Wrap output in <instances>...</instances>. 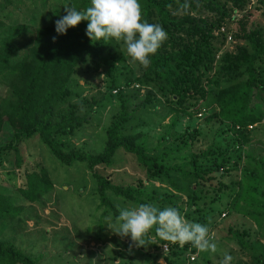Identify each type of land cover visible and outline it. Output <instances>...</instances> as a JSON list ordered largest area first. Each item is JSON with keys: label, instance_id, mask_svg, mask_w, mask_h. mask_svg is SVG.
Instances as JSON below:
<instances>
[{"label": "trees", "instance_id": "obj_1", "mask_svg": "<svg viewBox=\"0 0 264 264\" xmlns=\"http://www.w3.org/2000/svg\"><path fill=\"white\" fill-rule=\"evenodd\" d=\"M64 1L65 5L79 10L90 4V0ZM256 1L264 6L263 0ZM249 2L139 0L141 18L162 26L167 39L150 57L147 68L139 65L140 75L136 81L151 83L155 88L167 108L168 131L155 145L146 131H130L135 111L128 110V101L123 100L121 111L104 130L103 148L96 153L86 152L71 141L98 104L94 98L81 97L74 92L76 76L79 71L97 73L100 70L108 89L116 90L122 83L119 66L124 60L112 53L109 40L94 41L85 35L87 21L69 27L62 35L36 16L21 22L1 21L0 81L8 92L6 96L0 95V129L7 121L12 131L0 143V166L4 157L12 153L20 167L22 145L37 142L63 165L83 164L95 183L99 207L114 218L119 208L108 194L135 206L150 203L160 208L171 203L160 193V188L148 189L142 180L121 184L113 174L98 170L112 169V157L122 149L134 156L147 182L158 181L180 193L185 192L186 187L179 182L191 183L183 201L186 207L180 209L189 222L204 224L211 233L221 214L233 213L244 199L252 206L248 212L264 228L260 220L264 218V207L254 206H261L256 203V196L260 184L264 183V157L254 158L243 150L250 143L249 126L260 122L264 116V36L262 28L249 23L252 8L248 7ZM235 22L236 30L231 31L228 27ZM221 27H225V32L220 31ZM228 35L236 41L233 50L225 47ZM123 79L127 87L131 80ZM117 96L121 99L120 92ZM156 96L150 92L146 103L157 101ZM202 110L209 111L207 121L214 120L217 124L214 139L205 150L196 152L192 150L196 130L184 131L178 136L172 132L180 115L193 117ZM173 138H178V142L167 144ZM240 149L244 154L241 166L242 154L232 162V152ZM232 172L238 179L230 178ZM52 188L47 171L40 168L38 172H25V183L19 192L22 200L29 204ZM24 206L0 191V224H9ZM172 207L179 209L175 204ZM248 232L232 227L227 230L241 252H252L254 264H264V233L260 234L263 241L253 245ZM142 239L148 240L157 254L165 242L169 243L168 250L174 249V252L177 247L184 251L192 246L161 239L155 228ZM162 259L164 264H169L166 258ZM0 264L37 262L13 242L0 237Z\"/></svg>", "mask_w": 264, "mask_h": 264}, {"label": "rangeland", "instance_id": "obj_2", "mask_svg": "<svg viewBox=\"0 0 264 264\" xmlns=\"http://www.w3.org/2000/svg\"><path fill=\"white\" fill-rule=\"evenodd\" d=\"M67 6L69 5H65L64 0H0V23L1 21L21 22L24 18L36 16L38 20L43 18L47 24L54 26L53 21L66 14ZM251 6L249 23L252 22L254 26L262 28L264 36V6L256 0ZM240 17L239 14L237 18ZM236 27L237 22L232 23L228 28L235 31ZM109 43L112 53L124 60V63L119 66L122 71V83L119 89L109 90L107 81L100 70L97 73L78 72L74 92L81 97H92L98 101V104L87 117L86 123L72 136L71 141L76 147L86 152L101 151L105 140L104 130L113 116L121 111L122 101L125 100L128 101L127 109L135 111L133 119L130 120L129 130L146 131L151 143L155 145L158 138L168 131L167 108L162 105L151 83L142 84L136 81L140 75V66L127 56L123 42L109 39ZM235 43L233 39L227 40L226 49L233 50ZM125 77L131 80L127 87L124 85ZM7 92L4 83L0 81V95L6 96ZM117 92L121 93V99L118 98ZM150 92L152 95H157V101L147 104L146 99ZM208 114L209 111L202 110L193 117L180 115L173 128L174 131L171 132L178 136L184 131L196 130L192 150L196 152L205 150L214 139L217 124L214 120L210 122L206 120ZM248 129L251 130L250 143L243 147V150L245 153H251L254 158L264 157V116L260 122ZM11 131L9 122L5 121L0 129V143L9 137ZM176 142L178 138H173L169 139L167 144ZM21 152L20 167L16 165L12 153L4 157L3 165L0 166V191L12 197L18 204L25 205L9 224H0V237L13 242L37 264H116L115 260L118 261L117 264H164V261L162 263L159 261L163 260L162 257L166 258L169 264H220L225 252L233 257L232 264H254L251 258L252 252H241L235 240L227 233L228 228L232 227L249 231L248 235L252 237L253 245L263 241L260 234L264 233V228L260 227L259 220L248 212L249 207L252 206L247 205L244 199L240 200L233 213H225V216L221 214L216 223L217 227L212 229L210 234L217 245L216 252L197 250L195 260L188 261L187 257L192 253L190 251L196 250L195 247L189 249L193 246L184 251L177 247L174 252V249L163 250L161 245L157 254L154 253L156 250L152 248L148 240H144L148 243L144 244L141 250L138 247L139 244L135 241L132 243L130 237H128L129 248L128 244H125L127 238L119 235L116 237L107 225L111 224L115 218L109 211L99 207L100 199L94 192L95 183L83 164L63 165L46 147L37 142L23 144ZM239 154H242L241 166L244 158L241 149L239 152H232V162L237 160ZM249 166L255 165L249 164ZM112 167V169L99 168L98 170L103 174H113L115 180L121 184L128 185L129 182L135 184L142 180L148 189L160 188V193L171 200L170 205L163 204L161 209L172 207L173 204L179 208V211L181 208L185 209L183 201L192 186L191 183L179 182L180 186L186 187V191L180 193L167 184H161L158 181L147 182L134 156L125 153L122 149H118L113 155ZM40 168L47 171L53 188L35 202L27 204L22 200L19 188L25 183L26 171L38 172ZM232 174L230 178L238 179L239 176L236 177L235 172ZM108 196L118 208L135 206L112 194ZM256 203L261 206L256 204L254 206L264 207V183L259 186ZM180 212L183 214V211ZM260 220L263 225L264 218L260 217ZM150 236H148L149 239H151ZM118 238L120 242L117 243Z\"/></svg>", "mask_w": 264, "mask_h": 264}, {"label": "clouds", "instance_id": "obj_3", "mask_svg": "<svg viewBox=\"0 0 264 264\" xmlns=\"http://www.w3.org/2000/svg\"><path fill=\"white\" fill-rule=\"evenodd\" d=\"M65 15L53 21L57 34L87 21L85 35L96 41H122L131 61L147 68L150 57L157 53L167 33L159 24L141 18L139 0H90L82 10L65 7ZM108 227L119 236H128L143 245L142 237L155 228L164 240L184 245L190 243L199 252L215 253L217 245L206 225L189 222L175 207L158 208L150 203L118 209V215ZM233 257L225 252L220 264H232Z\"/></svg>", "mask_w": 264, "mask_h": 264}, {"label": "built area", "instance_id": "obj_4", "mask_svg": "<svg viewBox=\"0 0 264 264\" xmlns=\"http://www.w3.org/2000/svg\"><path fill=\"white\" fill-rule=\"evenodd\" d=\"M249 1H250V2H249L248 7L251 8V7H252L251 5L255 2V0H249ZM220 31H221V32H225V27H221V28H220ZM230 39H231V36L228 35V36H227V40H230ZM249 128H251V126H249ZM222 215H224V214H222ZM211 235H212V234H211ZM162 249H163V250H168V249H169V243H168V242L163 243V244H162ZM196 256H197V249H196L194 252L190 253V254L188 255V258H189L190 261H193V260L196 258Z\"/></svg>", "mask_w": 264, "mask_h": 264}, {"label": "crops", "instance_id": "obj_5", "mask_svg": "<svg viewBox=\"0 0 264 264\" xmlns=\"http://www.w3.org/2000/svg\"><path fill=\"white\" fill-rule=\"evenodd\" d=\"M116 237L118 236L117 234L115 235ZM152 237V236H151ZM123 238V237H122ZM125 238H127V240H125V244L128 246V248L130 247V242H129V238L128 237H125ZM118 242H120V238H118L117 239V243ZM116 243V244H117ZM132 243H133V241H132ZM145 244V243H144ZM144 244L143 245H138V247H139V249H141V250H143V248H144ZM118 245V244H117ZM160 261V263H162L163 262V260H159ZM115 263L117 264L118 263V261L117 260H115Z\"/></svg>", "mask_w": 264, "mask_h": 264}]
</instances>
